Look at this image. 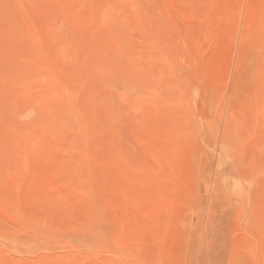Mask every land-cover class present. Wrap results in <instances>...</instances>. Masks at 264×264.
Instances as JSON below:
<instances>
[{
	"label": "rangeland",
	"instance_id": "obj_1",
	"mask_svg": "<svg viewBox=\"0 0 264 264\" xmlns=\"http://www.w3.org/2000/svg\"><path fill=\"white\" fill-rule=\"evenodd\" d=\"M0 264H264V0H0Z\"/></svg>",
	"mask_w": 264,
	"mask_h": 264
}]
</instances>
